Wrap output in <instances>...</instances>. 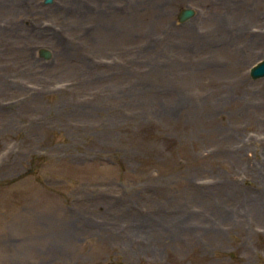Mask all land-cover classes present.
Segmentation results:
<instances>
[{
  "label": "rangeland",
  "instance_id": "obj_1",
  "mask_svg": "<svg viewBox=\"0 0 264 264\" xmlns=\"http://www.w3.org/2000/svg\"><path fill=\"white\" fill-rule=\"evenodd\" d=\"M262 59L264 0H0V264H264Z\"/></svg>",
  "mask_w": 264,
  "mask_h": 264
},
{
  "label": "water",
  "instance_id": "obj_2",
  "mask_svg": "<svg viewBox=\"0 0 264 264\" xmlns=\"http://www.w3.org/2000/svg\"><path fill=\"white\" fill-rule=\"evenodd\" d=\"M46 3L51 2V0H45ZM194 15V11L192 9H183L179 13V21L184 22L191 18ZM40 55L44 57H48L49 53L45 50H40ZM250 76L252 79H258L264 77V60L259 61L256 65H254L250 69Z\"/></svg>",
  "mask_w": 264,
  "mask_h": 264
}]
</instances>
